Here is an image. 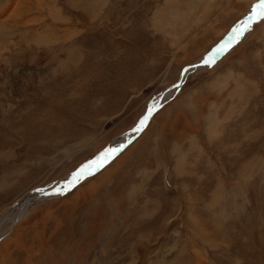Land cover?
Masks as SVG:
<instances>
[{
    "label": "rangeland",
    "instance_id": "obj_1",
    "mask_svg": "<svg viewBox=\"0 0 264 264\" xmlns=\"http://www.w3.org/2000/svg\"><path fill=\"white\" fill-rule=\"evenodd\" d=\"M258 2L0 0V264H264V20L117 157L11 215L131 132Z\"/></svg>",
    "mask_w": 264,
    "mask_h": 264
},
{
    "label": "bare ground",
    "instance_id": "obj_2",
    "mask_svg": "<svg viewBox=\"0 0 264 264\" xmlns=\"http://www.w3.org/2000/svg\"><path fill=\"white\" fill-rule=\"evenodd\" d=\"M252 11H253V9H252ZM252 11H250L248 14H246L245 16H244V18L239 22V24L238 25H236L233 29H232V31H231V33L225 38V40L221 43V44H223L224 42H226L227 40H230L231 38H232V36H233V30L234 29H237V28H242L243 27V25H245V23L246 22H248V20H249V16L251 15V13H252ZM252 24V23H251ZM254 24V23H253ZM252 24V25H253ZM251 25V26H252ZM250 26V27H251ZM247 32V31H246ZM246 32H243L241 35H240V37H239V39L241 38H243V36H244V34L246 33ZM234 43H236V42H234ZM234 43H233V45H234ZM232 46V45H231ZM230 48V47H229ZM228 48V49H229ZM217 49H215L212 53H214L215 51H216ZM211 53V54H212ZM211 54H209V55H207V56H205V57H203L202 59H200L199 61H197V62H195V63H198V62H201V61H204V60H207L209 57H210V55ZM216 60V59H215ZM205 65H207V64H205ZM204 66V65H203ZM203 66H198V67H195L194 69H190L189 68V70H187L186 72H185V74L183 73V76H182V79H181V81H180V86L183 84V81L185 80V77L187 76V74L190 72V70L192 71V70H196V69H199V68H203ZM188 72V73H187ZM171 94V93H170ZM169 94V95H170ZM168 95V96H169ZM162 107V106H161ZM160 107V108H161ZM159 108V109H160ZM158 111V110H157ZM156 111V112H157ZM155 112V113H156ZM154 115V113L150 116V118L149 119H147V121H146V123L144 124V126L146 125H148V123H149V121L151 120V117ZM142 119H144V118H142ZM141 121V120H140ZM148 122V123H147ZM139 123V122H138ZM144 126H143V128H144ZM146 126H145V128H146ZM144 128V129H145ZM144 129L142 130V131H140V133L138 134V136H140V134L144 131ZM134 134H136V132H134V131H131V132H129V133H126L125 135H121L122 137L121 138H119L118 140H116L115 142H113L112 144H111V146L104 152V153H102L100 156H98L97 158H95V159H93L91 162H89L88 164H87V167L85 168V170L83 171V173L81 174V176H80V179L79 180H77L78 181V184L80 183V181H82V179L85 177V176H87L90 172H93L97 167H99V166H101L102 164H104V163H106V161L107 160H105L104 159V155H105V153H107L109 150H114V149H118L119 148V146H121L125 141H127L130 137H132ZM132 143V142H131ZM130 143V144H131ZM129 144V145H130ZM128 145V146H129ZM128 146H126V147H128ZM125 147V148H126ZM124 148V149H125ZM106 149V148H105ZM123 149V150H124ZM122 150V151H123ZM122 151H120L118 154H116L115 155V157H117ZM114 157V158H115ZM113 158V159H114ZM108 160H110V159H108ZM100 171V170H99ZM77 172H75V173H73V174H71V175H69L67 178H65L64 180H62V182H59L57 185H55V186H53V187H48L47 189H44V190H42V191H44V192H47V191H50L51 193H49L48 195H44V196H42V195H38V194H40L41 193V191H39V192H34V193H31L29 196H27L25 199H23L22 201H20L19 203H17V205L16 206H14L13 208H12V213H11V215H14V213H16V212H19L20 214V216H23L24 215V209L26 208V209H28L29 207H31V206H33V205H36V204H38L40 201H42V200H44V199H48V198H52V197H56V196H59V194H62L60 191L62 190V189H64L65 187H68L72 182H73V180H74V176H75V174H76ZM77 184V185H78ZM76 185V186H77ZM76 186H74V187H76ZM73 187V188H74ZM72 188V189H73ZM71 189V190H72ZM70 190V191H71ZM70 191H68V192H70ZM68 192H64V193H68ZM43 193V192H42ZM63 193V194H64ZM62 194V195H63ZM18 215V214H17ZM15 216V215H14ZM14 220V219H13Z\"/></svg>",
    "mask_w": 264,
    "mask_h": 264
},
{
    "label": "water",
    "instance_id": "obj_3",
    "mask_svg": "<svg viewBox=\"0 0 264 264\" xmlns=\"http://www.w3.org/2000/svg\"><path fill=\"white\" fill-rule=\"evenodd\" d=\"M262 2V0H259V2L257 3V5L258 4H260ZM252 16H253V11H252V13H251V15L249 16V20H248V22L249 21H251L252 20ZM245 25H243V27H244ZM242 27V28H243ZM228 41L229 40H227L226 42H224L223 44H221V43H219L217 46H215L210 52H209V54H211L215 49H218V48H220V47H222L223 45H225V44H227L228 43ZM233 45V44H232ZM226 52V51H225ZM225 52H223V53H221L220 55H218V56H216V58L215 59H218L222 54H224ZM213 54V53H212ZM212 54L210 55V56H212ZM205 61L206 60H204V61H201V62H198V63H192V64H188V65H185L182 69H181V71H180V74H179V77H178V79L176 80V82L175 83H173L172 85H170V86H168V87H166V88H164L162 91H161V93L159 94V96L157 97V99L155 100V102L153 103V105L149 108V110H148V112L145 114V117H144V119L147 117V119H149L150 118V116L153 114V112H155L164 102H166L167 100H169L175 93H176V91L178 90V88L180 87V81H181V79H182V76H183V73L185 74V72L187 71V69H194L195 67H198V66H203V65H205ZM191 71V70H190ZM188 73V72H187ZM168 89H172V93H171V95L167 98V99H165V101H163V102H160V99H161V96H162V94H163V92L164 91H166V90H168ZM151 110V111H150ZM144 119H142V120H144ZM147 121V120H146ZM140 124V122L139 123H137L136 125H134L132 128H131V131H133V129H135L138 125ZM140 133V132H139ZM139 133H136V134H134L132 137H130L127 141H125L121 146H119V148L118 149H120V151L121 150H123ZM107 147V145L102 149V150H100V151H98L92 158H95L96 156H98V154L99 153H102L104 150H105V148ZM119 151V152H120ZM118 152V153H119ZM117 153V154H118ZM91 158V159H92ZM109 160H107L106 162H108ZM89 163V161H86V162H84L83 164H82V166L79 168V170L77 171V173L75 174V176H74V178L79 174L80 176H81V174L83 173V171L85 170V168L87 167V164ZM105 164V163H104ZM103 165V164H102ZM101 165V166H102ZM101 166H99V167H97V169H99ZM97 169H95V170H97ZM94 170V171H95ZM90 173H92V172H90ZM78 183V181H76L75 183H71L68 187H65L64 189H62L60 192L61 193H63V192H65V191H67V190H69V189H71L75 184H77ZM52 183H49L48 185H46V186H49V185H51ZM46 186H45V188H46ZM44 189V187L42 188L41 187V190H43ZM43 192V193H42ZM49 193H51L50 191H47V192H44V191H41V193L40 194H38V195H42V196H44V195H48Z\"/></svg>",
    "mask_w": 264,
    "mask_h": 264
},
{
    "label": "snow or ice",
    "instance_id": "obj_4",
    "mask_svg": "<svg viewBox=\"0 0 264 264\" xmlns=\"http://www.w3.org/2000/svg\"><path fill=\"white\" fill-rule=\"evenodd\" d=\"M257 20H264V0L260 4H258L254 9H253V16L252 20L249 22L245 23V26L243 28H237L233 30V36L232 38L228 41L227 44L223 45L222 47L218 48L212 56H210L206 61L205 64L208 66H211L215 62L216 56L220 55L221 53L225 52L228 50V48L234 43L239 41V37L243 32H246L250 30L251 23L256 22ZM151 111V110H150ZM147 117L144 120L140 121V124L133 129L134 132L139 133L140 131L143 130V126L146 123ZM120 149H114V150H109L107 153L104 155V159L108 160L113 158ZM80 179V175L78 174L74 180L73 183H75L77 180Z\"/></svg>",
    "mask_w": 264,
    "mask_h": 264
},
{
    "label": "crops",
    "instance_id": "obj_5",
    "mask_svg": "<svg viewBox=\"0 0 264 264\" xmlns=\"http://www.w3.org/2000/svg\"><path fill=\"white\" fill-rule=\"evenodd\" d=\"M242 46H240V47H238L236 50H234V53L232 54V57H231V61L232 62H236V61H241V59H244L245 58V53L247 52V48H249V46L247 45V44H241ZM249 49H251V48H249ZM231 73V72H230ZM233 74V73H232ZM231 74V75H232ZM234 75L236 76L237 75V73L235 74V72H234ZM241 75V74H240ZM233 82V81H232ZM234 89V88H233ZM226 90H227V88L226 89H224L223 91H224V94H223V97L224 98H227V95L225 94L226 93ZM207 94H205V96H206ZM204 96V95H203ZM203 96H201L200 98H203ZM223 97H222V99H223ZM199 98V99H200ZM191 100H193V102H194V100H197L196 98H192ZM217 103H219L220 104V100L219 101H216ZM225 104H227V102L226 101H224V104H223V108H225ZM178 106L176 105L175 106V108H177ZM180 109V108H179ZM179 109H177L176 110V112H182L181 110H179ZM185 116H186V121L187 122H192L191 121V119H189L188 118V116L191 114V113H189V111H183L182 112ZM206 114H207V112H205ZM204 113V114H205Z\"/></svg>",
    "mask_w": 264,
    "mask_h": 264
}]
</instances>
